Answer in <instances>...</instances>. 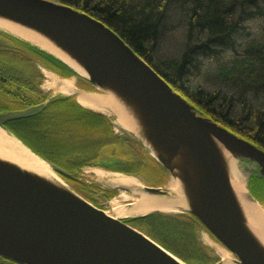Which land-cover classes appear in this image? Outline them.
I'll return each instance as SVG.
<instances>
[{"label":"water","instance_id":"water-1","mask_svg":"<svg viewBox=\"0 0 264 264\" xmlns=\"http://www.w3.org/2000/svg\"><path fill=\"white\" fill-rule=\"evenodd\" d=\"M0 19L42 36L87 77L48 54L86 84L111 92L123 103L135 123L130 136L179 181L186 205L180 213L194 216L235 256V264H264V246L247 226L219 144L235 159L248 200L262 208L264 199L253 197L250 181L256 176L264 186V149L205 116L117 33L78 9L53 0H0ZM43 107L40 103L0 112V127L11 134L5 122L30 118ZM46 163L61 183L0 159V256L19 264H186L123 218L107 215L69 188L59 176L68 172ZM115 190L130 193L126 187ZM139 192L169 196L168 187L143 182Z\"/></svg>","mask_w":264,"mask_h":264},{"label":"trees","instance_id":"trees-1","mask_svg":"<svg viewBox=\"0 0 264 264\" xmlns=\"http://www.w3.org/2000/svg\"><path fill=\"white\" fill-rule=\"evenodd\" d=\"M53 1L102 21L205 116L264 149V0ZM41 67L61 78L76 76L82 80L54 56L0 31V75L12 81L8 90L0 87V97L2 91L8 93L7 100H0V112L43 102ZM17 77L22 80V89L15 86ZM77 87L96 90L89 83ZM11 94L15 95L13 100ZM33 119L8 121L4 126L34 154L55 165L49 156L59 153L55 128ZM28 136L37 145L29 142ZM119 138L121 163L94 165L135 176L143 172L147 184L159 185L160 172L166 169L138 141L133 146L122 135ZM82 166L75 173L76 183L82 186L70 185L97 206L98 200L90 195L87 198L85 185L77 179ZM116 193L108 190L103 198L110 200ZM124 221L186 264L215 261L197 239V228L206 229L188 213L152 212ZM0 264L19 263L0 256Z\"/></svg>","mask_w":264,"mask_h":264},{"label":"bare ground","instance_id":"bare-ground-1","mask_svg":"<svg viewBox=\"0 0 264 264\" xmlns=\"http://www.w3.org/2000/svg\"><path fill=\"white\" fill-rule=\"evenodd\" d=\"M0 30H3L42 49L43 51L54 55L75 69L81 76L87 77V73L81 67L75 64L72 60L66 57L34 31L3 19H0ZM43 72L49 78V81H47L43 86L44 89L50 90L58 85L59 90L65 94L74 95L77 92V100L83 106L101 112L105 115L115 117V124L118 128L120 127L128 132L136 131L133 114L111 92H101V90L98 89L83 92L74 86L73 79H55L52 78L48 71ZM219 146L225 158L231 186L246 218L247 226L255 235L257 240L264 246V208L259 207L257 204L248 200L243 181L241 180L235 165V159L220 144ZM0 159L15 164L22 170L29 171L31 173L33 172L39 176L45 177L48 180L61 183L46 161L35 155L19 139L12 136L1 127ZM92 172L100 178H105V184L112 189L126 187L130 190V193L120 191L119 194L109 201L112 213L106 210L105 213L116 219L137 217L152 212L178 214L182 209H186V205L182 197V188L177 179H172V182L168 187L169 196H151L139 192L141 182L132 175L114 171L95 172L93 170ZM128 201L133 202L130 207L122 204ZM218 255L221 259L220 264H235L225 249L220 248L218 250Z\"/></svg>","mask_w":264,"mask_h":264},{"label":"crops","instance_id":"crops-1","mask_svg":"<svg viewBox=\"0 0 264 264\" xmlns=\"http://www.w3.org/2000/svg\"><path fill=\"white\" fill-rule=\"evenodd\" d=\"M48 72L52 78L61 79L55 72ZM70 78L78 90L80 89L77 84L82 87L86 84L76 76ZM40 90L44 107L32 117L35 122L44 125L51 123L55 128L57 138L54 142L59 153L49 155L55 165L63 169L77 170L83 163H88L86 166L121 163V134L113 126L111 116L83 106L77 100V92L74 95L65 94L59 90L58 85L50 90L40 87ZM27 140L37 145L29 136Z\"/></svg>","mask_w":264,"mask_h":264},{"label":"rangeland","instance_id":"rangeland-1","mask_svg":"<svg viewBox=\"0 0 264 264\" xmlns=\"http://www.w3.org/2000/svg\"><path fill=\"white\" fill-rule=\"evenodd\" d=\"M2 31V30H1ZM43 71H46V70H44L43 68H42V72ZM48 71V70H47ZM50 73V72H49ZM43 74H44V72H43ZM51 75V74H50ZM44 80L42 81V83H41V86L40 87H43L44 86V84L47 82V81H49V78H47V75L46 74H44ZM44 88V87H43ZM102 92V91H101ZM111 120H113V126L115 127V129L117 130V131H119L120 132V134L129 142V143H131V144H133V146L135 145V143L138 145V143H137V141H135L134 139L136 138L135 136V138L133 139L131 136H130V133L131 132H127V131H125L124 129H122V128H118L117 127V125L115 124V117H113V116H111ZM136 139H138V138H136ZM140 144H141V142H139ZM144 148V146L141 144V148ZM145 149V148H144ZM146 150V149H145ZM83 169L84 170H86V171H88L87 173H83ZM106 171V170H104V169H101L100 167H98V166H95V165H88L87 167H83L82 168V170L80 171H78V178H80V182H82V183H87V181H89L91 184H90V186H92V187H94L95 189H97V191L96 192H93V199H100L103 203V205H97V207H99V208H102V209H104V210H106V211H109L110 213H112V210H111V206H110V204H109V202L107 203V202H105V200H104V198H103V196L101 197V196H99L98 194H97V192L98 191H100V187L102 188V187H104V189H105V192L106 191H108V190H115V189H112V188H110V187H108L106 184H105V178H100L99 176H97L95 173H93V172H91V171ZM166 176H168L166 179H170V183L172 182V179H171V175L170 174H168V172L166 171V170H162L161 172H160V178H162V179H164ZM86 181V182H85ZM64 182V181H63ZM65 183V182H64ZM79 183V182H78ZM78 183H77V185H78ZM170 183H169V185H168V187L170 186ZM89 184V183H88ZM69 186V188H72L71 187V185L70 184H68ZM263 186V183H262V181H260L256 176H253L252 178H251V181H250V191H251V194L253 195V197L254 198H256L257 200H260V201H263V199H264V192L263 191H261L260 190V188ZM90 191V190H89ZM120 191H122V190H120ZM120 191H118L117 193L119 194V192ZM90 192H92V191H90ZM84 193H85V196L87 197V198H89V195H90V193L89 192H87V191H84ZM114 198V197H113ZM112 198V199H113ZM89 201V200H88ZM91 203H93L92 201H90ZM94 204V203H93ZM123 205H125L126 204V202H124V203H122ZM96 206V205H95ZM263 208H264V206H263ZM125 220V219H124ZM197 239H198V241H199V243L201 244V246L204 248V249H206L207 250V252L209 253V255L211 256V258H213L215 261L212 263V264H220L221 263V259H220V257H219V255H218V250L220 249V248H222V249H225V248H223L222 247V245H220L218 242H216L211 236H209L208 234H207V232H205L204 231V229H202V228H200V227H198L197 228ZM226 250V249H225ZM227 251V250H226ZM228 252V255H229V257L233 260L234 258H235V256L231 253V252H229V251H227ZM218 257V259H216ZM179 259V258H178ZM179 260H181V259H179ZM182 261V260H181ZM220 261V262H219ZM234 261V260H233ZM183 262V261H182ZM219 262V263H218Z\"/></svg>","mask_w":264,"mask_h":264},{"label":"flooded vegetation","instance_id":"flooded-vegetation-1","mask_svg":"<svg viewBox=\"0 0 264 264\" xmlns=\"http://www.w3.org/2000/svg\"><path fill=\"white\" fill-rule=\"evenodd\" d=\"M10 83H12V81H11V79L10 78H7V77H5V76H2V75H0V87H4V89L5 90H8V84H10ZM15 86L16 87H20L21 89H22V80L21 79H19L18 77H17V80H16V82H15ZM2 91L3 92V95H1V97H0V100L1 99H8V93H7V91ZM37 90H38V88H37ZM14 94H11L10 95V99L11 100H13V98H14ZM1 102H3L2 100H1ZM85 167H87L86 165H84ZM84 166H82V168L84 167ZM82 168H80L79 170L81 171L82 170ZM64 170H66L67 172H68V176H62V175H59L61 178H63L64 180H66L68 183H70V184H77L76 183V181H75V173H76V169H72V170H68V169H64ZM78 170V171H79ZM84 173V172H83ZM77 174H78V172H77ZM146 175L143 173V172H140V173H137V177L139 178V180L141 181V182H143L144 184H147V182H146V177H145ZM77 178V177H76ZM78 179V181L80 180V178H77ZM86 182V181H85ZM82 183V182H81ZM89 183V184H88ZM169 183H170V180L169 179H162L161 181H160V184L159 185H155V186H161V187H163V188H167L168 187V185H169ZM83 185H85L84 187H85V191H87V192H89L90 193V196H91V198H93L92 196L94 195L93 194V192L96 190L94 187H92V186H90V182L89 181H87V183H82ZM78 185H81V184H79L78 183ZM147 185H149V184H147ZM82 186V185H81ZM154 186V185H153ZM92 191V192H90V191ZM102 194L104 195L105 194V190H103L102 191ZM117 195V193L113 196V197H115ZM112 199V198H111ZM108 201V200H107ZM264 204V203H263Z\"/></svg>","mask_w":264,"mask_h":264},{"label":"built area","instance_id":"built-area-1","mask_svg":"<svg viewBox=\"0 0 264 264\" xmlns=\"http://www.w3.org/2000/svg\"><path fill=\"white\" fill-rule=\"evenodd\" d=\"M83 172H84V173H87L88 171H86V170L83 169ZM99 201H100V200H99ZM100 202H101V201H100ZM106 202H107V201H106ZM101 203H103V202H101Z\"/></svg>","mask_w":264,"mask_h":264}]
</instances>
